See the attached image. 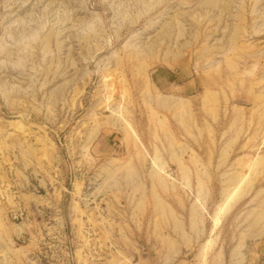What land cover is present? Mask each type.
<instances>
[{"label": "rangeland", "instance_id": "obj_1", "mask_svg": "<svg viewBox=\"0 0 264 264\" xmlns=\"http://www.w3.org/2000/svg\"><path fill=\"white\" fill-rule=\"evenodd\" d=\"M0 264H264V0H0Z\"/></svg>", "mask_w": 264, "mask_h": 264}]
</instances>
